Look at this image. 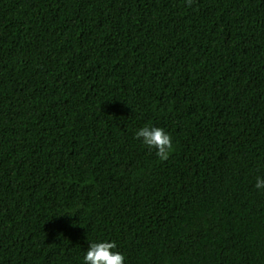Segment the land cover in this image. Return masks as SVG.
<instances>
[{"label":"trees","instance_id":"obj_1","mask_svg":"<svg viewBox=\"0 0 264 264\" xmlns=\"http://www.w3.org/2000/svg\"><path fill=\"white\" fill-rule=\"evenodd\" d=\"M257 175L264 0H0V264H264Z\"/></svg>","mask_w":264,"mask_h":264},{"label":"clouds","instance_id":"obj_2","mask_svg":"<svg viewBox=\"0 0 264 264\" xmlns=\"http://www.w3.org/2000/svg\"><path fill=\"white\" fill-rule=\"evenodd\" d=\"M191 0H189V3ZM135 138L149 150L154 149L160 159H167L173 151L171 135L165 129L153 124H145L135 131ZM254 188L264 193V176L255 177ZM88 247L82 256V264H125V256L116 250L115 242L104 240L87 241Z\"/></svg>","mask_w":264,"mask_h":264}]
</instances>
